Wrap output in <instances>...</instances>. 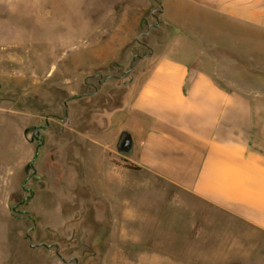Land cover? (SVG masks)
I'll use <instances>...</instances> for the list:
<instances>
[{
  "label": "crops",
  "instance_id": "0c3cea01",
  "mask_svg": "<svg viewBox=\"0 0 264 264\" xmlns=\"http://www.w3.org/2000/svg\"><path fill=\"white\" fill-rule=\"evenodd\" d=\"M153 2H88L93 36L106 44L96 55L102 67L109 60L116 68H135V51L142 45L139 39ZM161 7L172 34L160 46L163 53L155 63L136 75L128 110L117 112L132 116L127 129L133 140L129 159L149 176H128L111 157L113 148L105 138L109 129L80 128L78 114L75 119L72 114L70 127L61 128L55 137L59 158L71 170L74 206L87 210L100 240L106 234L116 243L123 255L113 258L122 264H184L183 257L156 250L163 248L160 242L171 239L166 236L173 235L174 240V234L189 232L190 218L204 216L207 207L264 233V107L260 98L239 91L236 82L218 77L217 64L212 73L207 63L191 59L195 52L186 49L185 42L191 36L200 38L204 31L216 50L244 56L236 41L243 43L242 48L249 41L264 43V0H161ZM108 20L114 25L110 38L103 28ZM179 34L184 59L173 57L179 50L172 41ZM111 115L108 123L115 118ZM2 116L0 177L4 178L8 154L13 152L8 133L13 130ZM94 149L103 156L102 167L92 156ZM79 170L85 171L84 176ZM126 248L137 252L134 259L126 255Z\"/></svg>",
  "mask_w": 264,
  "mask_h": 264
},
{
  "label": "rangeland",
  "instance_id": "374dc122",
  "mask_svg": "<svg viewBox=\"0 0 264 264\" xmlns=\"http://www.w3.org/2000/svg\"><path fill=\"white\" fill-rule=\"evenodd\" d=\"M156 1L159 4L151 7L149 22L143 26L147 37L143 39L142 31V45L135 51L138 62L127 71L111 66L109 60L102 67L96 58L106 44L97 41L94 27L88 23L87 4L91 0H0V114L8 120V130H13L8 133L13 152L8 154L4 178L0 177V264H122L113 258L123 255L116 243L107 240L106 234L100 240L87 210L74 206V181L68 163L62 160L60 166L42 165L38 183L27 180L25 168L36 151V144L30 142V129L46 120L68 129V119L78 114L80 128L109 129L105 138L113 148L111 157L128 176H149L131 169L135 165L129 156L118 152L119 137L132 126L133 118L117 112L128 110L136 75L155 63L163 53L160 46L172 34V27L160 14L161 0ZM110 22L103 26L108 38L114 26ZM158 24L162 25L159 29L152 28ZM198 36L185 41L186 49L195 52L191 59L207 63L212 73L217 64L221 67L218 77L236 82L239 91L260 98L264 107V43L249 41L242 48L243 43L236 41L235 47L245 55L229 56L216 50L204 31ZM181 37L179 34L172 41L179 50L173 56L177 59L186 58ZM111 114L115 118L108 123ZM1 128L5 122L0 121ZM92 152L102 167L103 156L97 149ZM83 171L79 170V175L84 176ZM29 187L34 195L25 190ZM189 225L190 231L174 234V240L173 235L166 236L171 239L160 242L163 248L156 252L164 256L172 252L183 257L184 264H264V233L241 219L207 207L205 215L191 217ZM179 236L181 242L177 241ZM44 241L54 243L50 251L39 246ZM125 253L134 259L137 252L126 248Z\"/></svg>",
  "mask_w": 264,
  "mask_h": 264
},
{
  "label": "flooded vegetation",
  "instance_id": "af4514ba",
  "mask_svg": "<svg viewBox=\"0 0 264 264\" xmlns=\"http://www.w3.org/2000/svg\"><path fill=\"white\" fill-rule=\"evenodd\" d=\"M68 115V114H67ZM30 130H32V139L30 142L36 144L35 156L32 161L26 165L25 173L27 174V180L32 181L33 183H38L40 176V168L45 163L55 164L58 162V156L56 151V138L59 132V128L56 124H52L49 120H46V123L43 125H39L37 127L33 126ZM28 130L27 132H29ZM49 132H53L51 135ZM67 157V155L65 154ZM38 165V166H36ZM32 171V172H31ZM41 188H44V184L40 183ZM28 193L31 192V188H25ZM33 195L34 193L31 192ZM29 200V199H28ZM29 233H27L28 235ZM54 243H46L42 242L39 246L44 249L50 251L53 247Z\"/></svg>",
  "mask_w": 264,
  "mask_h": 264
},
{
  "label": "water",
  "instance_id": "95a60500",
  "mask_svg": "<svg viewBox=\"0 0 264 264\" xmlns=\"http://www.w3.org/2000/svg\"><path fill=\"white\" fill-rule=\"evenodd\" d=\"M117 150L123 156H130L133 150V140L127 131L121 133L118 143H117ZM27 237L31 240L30 235L28 234ZM32 241V240H31ZM31 247H37L31 244Z\"/></svg>",
  "mask_w": 264,
  "mask_h": 264
},
{
  "label": "trees",
  "instance_id": "16d2710c",
  "mask_svg": "<svg viewBox=\"0 0 264 264\" xmlns=\"http://www.w3.org/2000/svg\"><path fill=\"white\" fill-rule=\"evenodd\" d=\"M155 4H159L156 0H154V2H153V5H155ZM153 8V7H152ZM151 8V9H152ZM143 32H142V37H143V39H146V37H147V34L145 33V31L144 30H142ZM141 42H142V40H141ZM62 155H64V154H62ZM57 156H58V162L57 163H55V164H52V163H49V164H52L54 167H56V165H59V164H61V161L62 160H60V158H59V153H57ZM45 164H48V162L47 163H45ZM44 164V165H45ZM60 166V165H59ZM130 168L131 169H134V170H136V169H139L137 166H130Z\"/></svg>",
  "mask_w": 264,
  "mask_h": 264
}]
</instances>
